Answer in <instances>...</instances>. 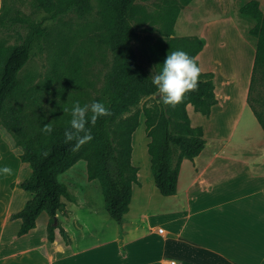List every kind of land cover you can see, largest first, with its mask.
I'll return each mask as SVG.
<instances>
[{"label": "trees", "instance_id": "obj_1", "mask_svg": "<svg viewBox=\"0 0 264 264\" xmlns=\"http://www.w3.org/2000/svg\"><path fill=\"white\" fill-rule=\"evenodd\" d=\"M92 1L47 0L48 14L38 20L24 15L0 16V30L18 25L28 31L19 44H0V126L9 131L15 143L22 147L20 161L27 163L30 168L29 176L19 182L18 187L30 192L31 198L10 216L11 219H21L17 235L34 228L39 215L45 212L49 217L48 239L52 241L55 228H59L64 239L68 240L66 231L56 220V213L64 211L63 198L75 201V197L68 191L66 184L59 181L58 176L79 159L87 161L88 178L98 181L107 213L115 221L121 222L129 210L132 186L139 183L138 167L131 162V136L139 125L141 113L145 117V128L150 138L147 150L151 172L155 186L163 196L176 193L182 160L193 159L206 142L203 128L191 125L186 106L191 104L195 111L206 116L210 114L217 102L212 71H201L198 89L189 93L177 107L170 109L157 96V107L143 105L114 124L123 113L138 106L141 96L157 92L152 75L139 62L132 45L138 38V32L131 19L135 3L140 0H96L107 11L112 63L105 75L100 95L93 102L104 104L111 114L100 117L95 126L90 123L86 125L91 128L93 139L78 151L72 150L75 141L65 143L64 132L71 119L69 113L53 112L54 117L44 124L32 122L27 105L33 97L21 80L20 72L31 58L37 42L47 35L46 21L55 20L71 11L85 14L91 10ZM238 10L240 16L254 23L248 30L249 36L255 40V52L247 101L264 129V120L251 102L255 85L264 81V10L259 0H247ZM165 18L168 26L164 34L169 37L173 32L176 13L170 11ZM177 44L182 51L194 57L199 66L196 55L203 48L204 40L194 37L182 39ZM88 115L90 117L91 113ZM45 124L52 125L50 134L42 131ZM10 185L15 186L13 182Z\"/></svg>", "mask_w": 264, "mask_h": 264}, {"label": "rangeland", "instance_id": "obj_2", "mask_svg": "<svg viewBox=\"0 0 264 264\" xmlns=\"http://www.w3.org/2000/svg\"><path fill=\"white\" fill-rule=\"evenodd\" d=\"M46 1L0 0V16L24 15L38 20L48 14ZM245 1L247 0H190L189 2L140 0L135 3L131 19L132 25L138 32V38L132 45L139 62L153 77L161 71L168 53L182 50L177 44L178 41L194 37L204 39L209 21L220 20L223 17L233 18L237 30L233 23L225 20L228 30L221 34L224 37L221 45L215 44L212 48L208 44V49L206 47L203 50L199 59L202 64L211 67L215 72L213 80L219 98L217 105H220L222 115H219L217 108L211 117L191 109L190 117L192 125L200 124L207 128L206 136L209 138L210 130H217L225 135L231 132L235 125L232 131L236 130L233 138L242 143L246 141L244 133L251 136L252 131H255L251 129L247 132L244 129L256 122L250 105L247 103L243 106L240 97L247 77L249 74L251 76L252 55L254 56L255 52V40L248 34L249 28L254 23L240 16L238 12L240 5ZM259 2L264 10V0ZM170 11L176 13V18L172 25L173 32L167 37L164 34L168 26L165 16ZM106 13L105 7L93 0L91 10L85 14L80 15L71 11L55 20L46 21L47 35L37 42L31 58L20 72L21 80L33 97L27 105L33 123L44 124L50 121L54 117L53 112L62 113L64 108L70 109L76 101H79L81 106L90 105L100 95L105 75L112 63ZM239 29L243 32H240L242 36ZM27 32L26 28L18 25H15V28L2 29L0 44L3 46L19 44L24 40ZM211 51L214 60L211 58ZM203 57H205L204 61ZM240 67H244L243 83L239 78ZM231 93L235 97L237 95L236 102L235 99L230 98ZM157 96V92L141 96L138 106L131 108L130 112L123 113L114 124L137 108L141 109L143 105L157 107ZM251 102L264 120V81H259L255 85ZM149 139L145 128V117L141 113L139 125L131 136V162L140 168L145 181V186L139 192L135 191V197L141 195V202H149L150 205L133 206L134 219L137 220L138 225H140L138 220L144 218L142 215L144 212L157 211L160 207L167 206L160 205L162 196L154 184L147 150ZM15 142L14 136L0 126V149L3 153L0 168L10 166L13 169V174L4 178L2 184L0 180V193H4L3 205H24L31 198L30 192L18 187L19 182L29 176L30 168L27 163H20L18 156L22 147ZM2 146L7 148L6 151ZM58 179L66 184L68 191L75 197L77 205H92L103 210L101 212L108 218L93 214L100 219L94 221L90 228L93 234L102 233L103 229L105 235L109 234L110 226L117 222L110 218L104 208L105 201L98 181L88 178L87 161L79 159L61 173ZM12 182L15 186L11 187V193L7 186L9 187ZM63 201L65 205H72L67 199L63 198ZM108 223L110 226H107ZM165 227L170 231L172 225L167 223Z\"/></svg>", "mask_w": 264, "mask_h": 264}, {"label": "crops", "instance_id": "obj_3", "mask_svg": "<svg viewBox=\"0 0 264 264\" xmlns=\"http://www.w3.org/2000/svg\"><path fill=\"white\" fill-rule=\"evenodd\" d=\"M225 20L235 24L231 17L207 23L204 46L196 55L201 71H212L214 76L211 67L199 59L208 44L212 48L221 45V34L228 30ZM210 55L214 60L213 51ZM253 60L252 55V66ZM249 76L240 94L243 106L248 103ZM239 78L243 83L245 78ZM214 85L216 91L215 82ZM236 97L230 94L235 102ZM216 98L210 114L204 116L211 117L217 109L222 115L217 94ZM186 109L190 117L194 108L187 104ZM199 126L206 141L203 149L193 159L182 160L176 193L161 195L160 205L167 206L144 212L143 220H138L140 225L132 208L150 204L142 203L141 195L135 197V191L145 186L138 166L139 183L132 186L129 210L121 222L107 224L111 229L106 235L105 229L93 234L90 228L100 219L93 214L108 218L103 210L77 205L76 199L68 200L72 205H65V212L56 213L68 240L59 228L54 230V239H48L49 217L45 212L39 215L34 228L17 235L21 219L10 216L23 205H3L4 193H0V264H168L170 260L179 264H264V129L256 118L252 126L244 129L255 131L251 136L244 133L246 141L242 143L233 138L235 125L225 135L210 130V138L206 136L207 128ZM2 159L0 149V162ZM1 176L2 184L5 177ZM7 188L12 193L11 186ZM167 223L172 225L170 231L165 227ZM159 227L163 232H158Z\"/></svg>", "mask_w": 264, "mask_h": 264}, {"label": "clouds", "instance_id": "obj_4", "mask_svg": "<svg viewBox=\"0 0 264 264\" xmlns=\"http://www.w3.org/2000/svg\"><path fill=\"white\" fill-rule=\"evenodd\" d=\"M162 65L161 71L152 77V83L156 86L157 94L163 104L175 108L184 102L189 93L198 89L201 69L195 58L190 57L182 50L168 53ZM63 111L71 116L69 127L65 130L64 136L65 143L75 141L73 151H78L93 139L91 128L86 125L90 123L95 126L100 117L111 114L109 109L100 102L81 106L80 102L76 101L70 109L66 107ZM89 112L91 113L90 117ZM42 131L45 134H50L53 127L51 124H45ZM12 174L13 169L10 166L0 168V175L5 178Z\"/></svg>", "mask_w": 264, "mask_h": 264}, {"label": "built area", "instance_id": "obj_5", "mask_svg": "<svg viewBox=\"0 0 264 264\" xmlns=\"http://www.w3.org/2000/svg\"><path fill=\"white\" fill-rule=\"evenodd\" d=\"M158 232H163V228L159 227ZM168 264H179L176 260H170Z\"/></svg>", "mask_w": 264, "mask_h": 264}, {"label": "bare ground", "instance_id": "obj_6", "mask_svg": "<svg viewBox=\"0 0 264 264\" xmlns=\"http://www.w3.org/2000/svg\"><path fill=\"white\" fill-rule=\"evenodd\" d=\"M247 59H248V57H247ZM240 68H241V67H240ZM240 74H241L240 77H242V79H244V77L242 76V74H244V67L241 68V73H240Z\"/></svg>", "mask_w": 264, "mask_h": 264}]
</instances>
